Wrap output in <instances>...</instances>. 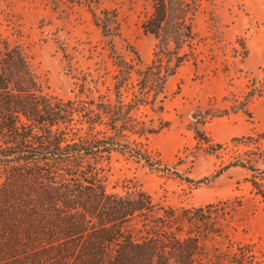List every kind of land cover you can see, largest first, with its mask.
Returning a JSON list of instances; mask_svg holds the SVG:
<instances>
[{
	"label": "rangeland",
	"instance_id": "1",
	"mask_svg": "<svg viewBox=\"0 0 264 264\" xmlns=\"http://www.w3.org/2000/svg\"><path fill=\"white\" fill-rule=\"evenodd\" d=\"M98 5L116 14V51L134 68L151 64L156 40L142 25L153 0H99ZM190 24L193 38L179 49L184 59L161 92L157 85L146 86L139 102L133 71L122 84L121 101L135 103L133 117L152 126L162 118L168 125L131 136L132 147L148 164L113 153L106 187L123 193L126 187L141 186L164 208L213 204L209 218L219 234L208 244V253L221 249L230 257L225 264H264V197L259 194L264 193L259 178L264 175V0H197ZM0 37L23 48L48 95L63 100L92 96L104 102L115 97L122 72L85 5L0 0ZM248 91L254 94L246 111L238 109ZM193 127L205 138L199 139ZM237 155L256 167L258 188L251 183L252 172L230 165Z\"/></svg>",
	"mask_w": 264,
	"mask_h": 264
},
{
	"label": "trees",
	"instance_id": "2",
	"mask_svg": "<svg viewBox=\"0 0 264 264\" xmlns=\"http://www.w3.org/2000/svg\"><path fill=\"white\" fill-rule=\"evenodd\" d=\"M70 1L88 8L122 74L111 102L92 96L58 99L43 91L23 48L0 37V264L230 262L221 249L212 255L207 251L219 234L209 218L215 205L164 208L141 186L123 193L106 187L111 155L126 153L148 164L132 147L131 136L168 125L162 118L152 126L133 117L135 103L124 104L119 90L131 71L137 76L139 102L146 86L163 90L184 59L179 49L193 38L190 23L197 0H153L142 27L156 40L154 59L136 68L112 43L120 37L114 11L99 7V0ZM131 52L139 64L136 51ZM253 94L248 91L238 109L246 111ZM100 125L106 130L97 129ZM193 130L205 138L199 127ZM230 165L252 172L251 183L258 188L249 158L237 155Z\"/></svg>",
	"mask_w": 264,
	"mask_h": 264
}]
</instances>
